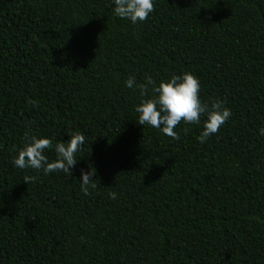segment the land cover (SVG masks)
<instances>
[{
  "label": "trees",
  "instance_id": "1",
  "mask_svg": "<svg viewBox=\"0 0 264 264\" xmlns=\"http://www.w3.org/2000/svg\"><path fill=\"white\" fill-rule=\"evenodd\" d=\"M112 8L0 0V264H264V0H154L135 25ZM185 71L232 112L204 143V116L178 139L136 123L124 85ZM73 131L71 175L11 163L25 133Z\"/></svg>",
  "mask_w": 264,
  "mask_h": 264
},
{
  "label": "clouds",
  "instance_id": "2",
  "mask_svg": "<svg viewBox=\"0 0 264 264\" xmlns=\"http://www.w3.org/2000/svg\"><path fill=\"white\" fill-rule=\"evenodd\" d=\"M113 14L135 25L148 18L154 10V0H111ZM145 83H137L135 76H129L124 81L128 89L138 91L140 102L135 106L139 125H149L159 129L163 134L178 139L176 126L183 120L186 124H200L204 116L202 130L197 137L204 143L217 133L231 117V109L222 100H213L210 104L199 98L200 81L193 73L185 71L180 74L172 73L167 79L158 83L147 76ZM33 108L36 101H31ZM258 134L264 136V126L258 129ZM66 141H54L51 137L25 133L22 145L16 149L11 163L19 169L31 168L45 175L62 171L71 175L78 163V153L85 144V135L80 131L67 134ZM51 150L54 159H49L44 153ZM79 187L84 195L90 194V189L97 188L95 182L96 170L89 164L79 169ZM109 198L116 199L117 193H108Z\"/></svg>",
  "mask_w": 264,
  "mask_h": 264
}]
</instances>
